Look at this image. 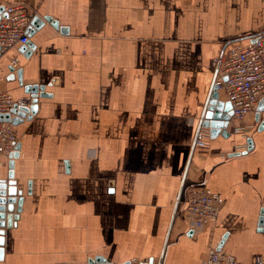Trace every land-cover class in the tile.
<instances>
[{"label": "crops", "instance_id": "0c3cea01", "mask_svg": "<svg viewBox=\"0 0 264 264\" xmlns=\"http://www.w3.org/2000/svg\"><path fill=\"white\" fill-rule=\"evenodd\" d=\"M28 1L32 36L1 55L0 84L16 99L29 85L49 97L15 126L23 196L0 264H203L211 249L254 264L264 255V111L193 145L212 62L264 28V0ZM9 163L0 156V178ZM193 184L223 197L216 223L195 233L174 219Z\"/></svg>", "mask_w": 264, "mask_h": 264}, {"label": "built area", "instance_id": "2783aa9c", "mask_svg": "<svg viewBox=\"0 0 264 264\" xmlns=\"http://www.w3.org/2000/svg\"><path fill=\"white\" fill-rule=\"evenodd\" d=\"M6 16L0 18V55L16 46H26L30 41L32 22L37 16L35 5L28 0L15 1L3 6ZM19 65L17 57L10 66L14 71ZM213 84L210 94H224L232 106L233 118L244 120L257 112L264 100V34L224 44L221 54L212 62ZM31 97L14 98L0 84V114H9L15 107H29ZM14 116V115H13ZM205 113L199 120L193 151L208 147L210 129L204 127ZM19 143L16 127L0 122V156L15 152ZM223 206L221 194L205 184L183 187L177 199L174 219L182 215L188 230L195 233L206 229L218 220ZM203 264H240L237 259L221 249H211ZM254 264H264V255H258Z\"/></svg>", "mask_w": 264, "mask_h": 264}, {"label": "water", "instance_id": "95a60500", "mask_svg": "<svg viewBox=\"0 0 264 264\" xmlns=\"http://www.w3.org/2000/svg\"><path fill=\"white\" fill-rule=\"evenodd\" d=\"M1 15L4 17V7L0 6V18ZM47 22H51L50 18L45 19ZM55 25V24H54ZM32 36V33L29 35ZM1 57V55H0ZM18 81L22 85V74L21 71L18 73ZM25 93L30 95L32 98V105L29 107H15L9 114H0V122L11 123L14 126L22 123L23 120H30L33 115L37 113L39 98H48L49 94L45 91L44 86L33 85L25 86ZM232 106L230 102H225L220 99L218 92H213L210 94L208 105L205 111L206 120L204 122V127L210 129V138L212 140L218 138L219 136L228 138L230 136L227 132V127L229 126L232 117ZM264 111V100L259 104L257 108L256 121L260 122L261 113ZM14 115V116H13ZM264 129V122H260L259 131ZM249 148L248 151L252 149L253 142L248 140ZM21 144L18 143L15 152L9 155L10 163L8 165V176L7 179L0 178V260L4 256V244H5V227L11 228L14 225V221L18 220V214L14 213V205L17 204L18 198L19 206L22 204L23 192L18 190L17 182L14 180V167L15 159L20 155ZM236 155V154H234ZM20 212V209L19 211ZM87 264H112L107 262L103 257H96L94 260H89ZM125 264H130L127 262Z\"/></svg>", "mask_w": 264, "mask_h": 264}, {"label": "trees", "instance_id": "16d2710c", "mask_svg": "<svg viewBox=\"0 0 264 264\" xmlns=\"http://www.w3.org/2000/svg\"><path fill=\"white\" fill-rule=\"evenodd\" d=\"M264 34V28L257 31V32H254L253 34H251L250 36H246V37H243V39H248V38H254V37H259L261 35Z\"/></svg>", "mask_w": 264, "mask_h": 264}]
</instances>
